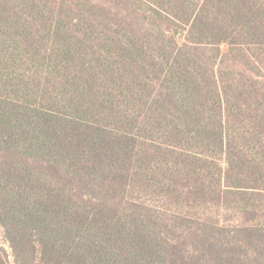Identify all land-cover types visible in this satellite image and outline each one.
<instances>
[{
    "label": "trees",
    "instance_id": "16d2710c",
    "mask_svg": "<svg viewBox=\"0 0 264 264\" xmlns=\"http://www.w3.org/2000/svg\"><path fill=\"white\" fill-rule=\"evenodd\" d=\"M1 233L14 264H264V0H0Z\"/></svg>",
    "mask_w": 264,
    "mask_h": 264
},
{
    "label": "rangeland",
    "instance_id": "374dc122",
    "mask_svg": "<svg viewBox=\"0 0 264 264\" xmlns=\"http://www.w3.org/2000/svg\"><path fill=\"white\" fill-rule=\"evenodd\" d=\"M0 242H1V245L5 248V250H6L7 254H8V257L10 259L11 264H14V257H13L12 249H11L9 243L5 240V238H4L2 233L0 235Z\"/></svg>",
    "mask_w": 264,
    "mask_h": 264
}]
</instances>
